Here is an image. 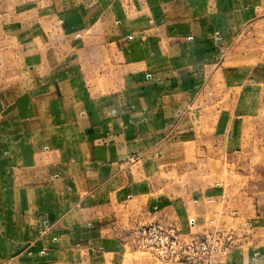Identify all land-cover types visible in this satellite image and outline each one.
<instances>
[{
    "label": "crops",
    "instance_id": "0c3cea01",
    "mask_svg": "<svg viewBox=\"0 0 264 264\" xmlns=\"http://www.w3.org/2000/svg\"><path fill=\"white\" fill-rule=\"evenodd\" d=\"M259 41L264 0H0V264H117L137 225L205 228L223 187L175 195L159 169L203 125L225 51ZM262 81L264 59L229 88L224 154ZM230 233L220 264H264V232Z\"/></svg>",
    "mask_w": 264,
    "mask_h": 264
},
{
    "label": "rangeland",
    "instance_id": "374dc122",
    "mask_svg": "<svg viewBox=\"0 0 264 264\" xmlns=\"http://www.w3.org/2000/svg\"><path fill=\"white\" fill-rule=\"evenodd\" d=\"M250 49L254 53L235 55L232 60L229 59L227 51L222 55L221 64L228 74L227 79L223 78L220 85L214 84L213 87L205 89L207 103L204 123L203 118L201 120L203 125L182 134L180 140L185 141L183 155L170 165L161 166L158 174L166 188L172 189L175 195L197 188L211 189L213 185L220 184L224 190L223 197L219 203L211 206L205 228L195 227L192 231H213L221 228L232 231L240 238L239 243L243 242L242 236L246 233L252 232V239L255 241L264 232V81L259 84L262 86L259 102L237 104L240 105L239 109L255 111L253 118H246L244 123L242 147L235 153L224 154L219 146L220 135H223L226 122L231 116V105L234 104L229 88L240 85L247 71L264 59V42H254ZM258 50L261 53H256ZM235 76L238 78L232 80ZM198 128L203 132L200 135L197 134ZM211 220L213 222L209 223ZM251 240H246L247 245L243 247L252 245ZM117 264L158 262L147 252L130 247Z\"/></svg>",
    "mask_w": 264,
    "mask_h": 264
},
{
    "label": "built area",
    "instance_id": "2783aa9c",
    "mask_svg": "<svg viewBox=\"0 0 264 264\" xmlns=\"http://www.w3.org/2000/svg\"><path fill=\"white\" fill-rule=\"evenodd\" d=\"M188 225L193 227L195 220L190 218ZM234 241L232 233L221 228L182 234L156 221L135 226L128 238L132 247L147 252L158 264H220Z\"/></svg>",
    "mask_w": 264,
    "mask_h": 264
}]
</instances>
